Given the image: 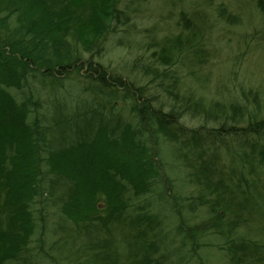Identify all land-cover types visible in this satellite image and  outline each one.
I'll return each mask as SVG.
<instances>
[{
    "label": "trees",
    "instance_id": "obj_1",
    "mask_svg": "<svg viewBox=\"0 0 264 264\" xmlns=\"http://www.w3.org/2000/svg\"><path fill=\"white\" fill-rule=\"evenodd\" d=\"M123 1L121 8V0H0V264H37L30 252L33 205L54 190L72 223L58 243L82 237L75 253L83 264H185V249L196 251L205 233L223 240L228 264H264V230H257L261 239L238 233L264 201V91L241 86L208 99L184 86L175 67L182 53L202 60L208 52L207 13L229 25L241 24L243 15L226 1L164 0L180 4L181 33L156 55L165 67L147 65L144 72L167 96L165 109L146 86L95 59L110 28L128 30L148 2ZM252 1L264 16V0ZM66 79L81 80L84 94L106 102L87 101L83 116L94 121L60 139L52 135L60 122L47 118L42 93ZM89 80L101 85L93 91ZM120 97L127 115L107 106ZM185 117L198 125H186ZM162 139L176 145L198 195L168 196L158 161ZM170 208L168 219L163 211ZM198 211L207 220L192 226L188 215Z\"/></svg>",
    "mask_w": 264,
    "mask_h": 264
},
{
    "label": "rangeland",
    "instance_id": "obj_2",
    "mask_svg": "<svg viewBox=\"0 0 264 264\" xmlns=\"http://www.w3.org/2000/svg\"><path fill=\"white\" fill-rule=\"evenodd\" d=\"M223 1L229 2L232 9H239L240 14L243 15V22L239 25H229L210 11V14L207 13L208 27L205 38L208 52L202 60L201 57L194 59L190 54L187 56L182 53L179 64L175 65L185 82L184 86L194 88L208 99L223 97L230 92L235 93L241 86L264 91V16L252 0H213L215 5ZM184 2L186 3L187 0H183L185 5ZM123 5L124 1L121 0L120 7L123 8ZM178 5L172 6L170 3H164V0H148L139 11L133 13L128 30L118 24L110 28L105 35L101 55L95 57L96 61L106 66L112 74L120 75L138 86H146L147 93L153 94L154 104L159 107L162 102L166 105L165 109H168L169 105L167 96L156 87L157 83L152 80L153 74H145L144 67L147 65L160 66L162 69L165 67L161 62H157L156 55L164 48V42L168 48L171 47L170 40L181 33ZM173 52L174 55L179 53L176 48H173ZM84 56L88 57L86 54ZM77 80L66 79L63 87L55 84L50 88V94L45 89L42 93L47 118L52 117L56 122H60L52 128V135L60 139L65 138L69 133L75 135V126L83 127L86 120L94 121L95 118L90 114L89 117L83 116V112L90 108L86 104L87 101L95 99V107H101L97 102L101 104L106 102L103 96H97L95 93L84 94L82 81ZM31 84L37 85L33 80ZM87 84L93 91L101 85L90 80ZM10 92L20 101L24 97L22 92L15 89H11ZM46 100L49 101V105ZM108 105H113L114 111L121 113L122 116L123 112L124 115L128 114L126 111L128 108L121 97L112 100ZM73 113L82 114L69 118L72 120L70 122H65L68 115ZM183 122L188 126L198 125L197 120H191L189 117L183 118ZM158 153L160 154L158 161H161V170L164 178L166 177L168 196L174 193L180 196L198 195L199 188L191 182L188 176L189 170L179 159L176 145L162 139ZM260 191L264 198V186ZM58 193V190L47 191L42 199L39 198L40 203L33 205L37 229L30 243V252L35 255L37 264H83L82 257L79 256L81 253H75L82 237L77 236L69 240L62 248L58 243L61 235L71 227V221L61 211ZM260 208L252 225L238 230L240 235H255L259 239L262 238L258 234L260 231L257 230H264V201ZM173 213L172 208L163 211L168 219ZM188 217V222H191L192 226L201 225L207 220V215L202 211L192 213ZM168 230L171 232L173 226L171 225ZM222 245L221 238L205 233L196 251L191 245L185 249V251L188 249L187 257H189L184 260L185 264H228Z\"/></svg>",
    "mask_w": 264,
    "mask_h": 264
}]
</instances>
